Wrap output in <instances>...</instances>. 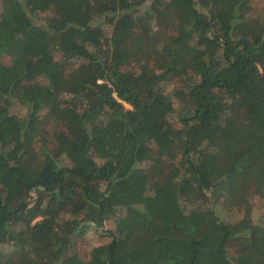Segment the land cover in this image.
Instances as JSON below:
<instances>
[{
  "label": "trees",
  "instance_id": "1",
  "mask_svg": "<svg viewBox=\"0 0 264 264\" xmlns=\"http://www.w3.org/2000/svg\"><path fill=\"white\" fill-rule=\"evenodd\" d=\"M251 2L2 0L0 264H264Z\"/></svg>",
  "mask_w": 264,
  "mask_h": 264
},
{
  "label": "rangeland",
  "instance_id": "2",
  "mask_svg": "<svg viewBox=\"0 0 264 264\" xmlns=\"http://www.w3.org/2000/svg\"><path fill=\"white\" fill-rule=\"evenodd\" d=\"M253 7V13L255 15L257 14H263L264 13V0H252L251 2ZM2 10V0H0V13ZM6 63H10L11 59L9 57H6L4 59ZM130 69H133L135 71L138 70V65H130ZM182 86V82L178 79H176V82L168 83L165 85L166 92H172L174 93L179 92ZM17 111L21 112L24 110L23 107L16 106L15 107ZM48 125V124H47ZM171 168H168L167 171H169ZM253 197L249 202L248 206H250V210H248L245 206H242L240 209L233 208L230 213H224L223 216L226 220L229 219H239L242 216H245L247 214H250L253 218V221L264 223V202L261 203L260 197ZM264 200V197H263ZM112 224L108 225V228H112ZM103 233V234H102ZM110 240V237L107 236V234H104V232L98 231L94 229L93 227L88 228L86 233L83 237L79 240V250L83 255H88V252L90 248L105 243ZM234 251V252H233ZM232 255H235V249H231Z\"/></svg>",
  "mask_w": 264,
  "mask_h": 264
}]
</instances>
